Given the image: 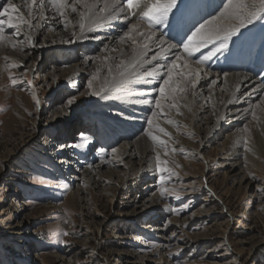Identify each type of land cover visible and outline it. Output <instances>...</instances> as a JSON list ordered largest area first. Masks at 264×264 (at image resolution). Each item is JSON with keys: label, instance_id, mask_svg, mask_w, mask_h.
<instances>
[{"label": "rangeland", "instance_id": "obj_1", "mask_svg": "<svg viewBox=\"0 0 264 264\" xmlns=\"http://www.w3.org/2000/svg\"><path fill=\"white\" fill-rule=\"evenodd\" d=\"M18 8L14 15H23ZM77 14L70 11L69 26L58 30L68 26L72 32L61 41L55 39L60 33L56 29L45 26L39 32L27 25L11 28L0 41V264H264V114L241 119L248 107L244 105L238 115L225 114L217 123L218 104L213 102L227 97L221 88L216 89L221 96L215 91L212 95V116L205 108L195 122L186 99L176 101L177 107L165 117L174 124L160 123L168 135L152 131L158 140L147 143L150 166L141 169L144 165L136 157L127 165L98 168L99 161L90 159L95 172L82 178L86 166L77 161L85 159H77L71 148L79 131L88 139L100 138L88 153L107 160H117L120 150L113 149L128 142L136 140L141 147L144 131L133 137L129 127L115 130L130 138L102 132L99 124L103 129L110 124L103 116H112L103 107L107 94L90 95L88 87L97 69L95 90L108 76V66L115 72V65L130 55L132 42L123 54L118 51L129 24L121 25L116 36L110 31L112 42L82 38L75 26ZM256 23L264 26V20ZM20 31L25 37H17ZM30 32L32 50L27 43ZM62 47H72L69 60L58 56ZM106 56L111 59L105 63ZM221 57L211 60V68L223 66ZM227 73L237 72H217ZM211 80L196 87V107L211 96ZM158 88L156 84L149 89L152 104ZM70 96L76 100L69 110L61 101ZM64 150L72 159L61 156ZM233 151L238 156L231 160ZM157 156L164 172L157 171ZM96 173L99 178L93 184L88 179ZM165 227L166 242L159 239Z\"/></svg>", "mask_w": 264, "mask_h": 264}, {"label": "bare ground", "instance_id": "obj_2", "mask_svg": "<svg viewBox=\"0 0 264 264\" xmlns=\"http://www.w3.org/2000/svg\"><path fill=\"white\" fill-rule=\"evenodd\" d=\"M187 1L188 0H177V5L172 10V12L169 13V16H168L166 23L158 24V25H156L155 29L152 30V31H154L155 35L153 36V42L150 45L151 50L148 51L145 59H147L148 56L150 58L153 54H155L157 51H159V47H157V45H159L161 42H164L165 47H167L168 44H171L168 41H166L167 29L170 25V17H172L173 14H176ZM201 1L205 2L206 0H201ZM220 1L222 2L223 0H218V2H217L218 6L221 5ZM45 2H46V0H45ZM69 2H72V0H69ZM90 2H91V0H90ZM152 2H154V0H143L141 7L133 10V12L136 15V17H134L133 19H130L126 10L123 9V11H121L119 14L118 19L103 21L102 24L96 26L91 31L86 32L84 34L85 37H87V38L88 37H96L98 40L110 39L112 42V40L114 39V36H116L115 34L117 33V30L121 27V25L129 24V26H130L131 24L136 23L138 16H139L140 12L144 10L145 5L150 4ZM246 2H250V0H246ZM16 4H17L16 5L17 8L18 7L23 8L22 10L25 11V12H23V15H25V18H27V7L25 4V0L17 1ZM78 6L80 7V5H78ZM98 6H103V0H98ZM216 8H218V7H216ZM18 9L20 10V8H18ZM223 9L224 8H222V11H223ZM81 10H83V9H81ZM0 11H3V8L0 9ZM44 14H45V18H46L45 20L46 21H44V20L39 21L38 20L39 16H36V19H35L42 25L41 27L37 28V31H39V32L40 31L42 32L43 27L46 26V27H49L50 29H56L55 31H57V33H59L60 31H58V30H60L62 25H64L65 23L68 24L67 22H69V19L71 16L70 15V9H69L68 15H67V22H66L65 19L57 16L55 14V12L51 9L50 6H46ZM219 14H217V16H219ZM5 17H0V19L5 18ZM6 19H7V17H6ZM75 20H77L75 23V26H78V21H79V15L78 14H77V16H75ZM192 21H193V19L190 20V22H192ZM15 22H17V21H15ZM33 22H34V20L32 21V23ZM256 22L254 21L253 25L251 27L248 25L247 27L242 28L240 30V32L237 33L236 36H234L231 40H229L228 48L229 47H232V48L229 49V51L226 54L221 53V54H223L222 55V61L224 62V60H226L228 62L227 65L225 64V69H222L223 71L224 70H232L231 68H234V67L237 69H242L241 62L238 63V60L235 57L236 56H237V58H241L242 56L244 57L245 54H249L252 49L249 48V47H251V45H250V46H248V51L245 50V52H244V51L238 49V51L235 52L236 46L239 43L247 44V45L252 44L253 50H256L257 46H260L261 47V56L263 57V61H261V63L263 62V65H264V26L258 25V23H256ZM68 26H69V24H68ZM68 26L66 27L67 29L65 28L63 31H61L58 34L59 36H57V38H55V39H58L57 41H61L59 39L63 40L64 39L63 37H68L71 35L72 32H71V30H69L70 27H68ZM20 28H22V27H20ZM146 28H147L146 24L141 23L139 25L137 31L143 32V33H145V35H147L150 30H147ZM10 29L11 28H8L7 25H5V32L9 31ZM110 31H111V33L114 32V34H113L114 36L112 34H110ZM77 32L79 33V35H81L80 29H78ZM29 35H31V37H32L34 35V33L30 32ZM134 35H135V33H134ZM4 36H5V34H4ZM19 36L25 37V32H24V34L21 31L18 32L17 37H19ZM104 37H106V38H104ZM137 40L139 42H142L143 38L137 37ZM130 42L131 41L129 40L126 43L121 44L119 41V47L120 48L118 49V51H121V50L124 51V48H126V46H128L130 44ZM62 45L64 46V44H62ZM132 47H133V45H132ZM208 47L212 48L213 45L209 44ZM29 49L30 50L34 49L33 44H29ZM259 49H258L257 53L259 52ZM71 52H72V47L70 49L68 47H62L61 49H58L57 54L59 53L58 56H61V57L65 58L66 60L67 59L69 60L71 58L70 57V54H72ZM204 52H206L205 48H202L200 50V52L195 53V55L189 59H191V60L194 58L197 59L198 54L204 53ZM175 53H183L182 45L179 48L175 47L174 49H172V51L167 56L161 57V61L167 62L169 59H174ZM132 56H133V53L131 51L130 55L127 56L126 61L130 60L132 58ZM24 58L26 59V57H24ZM14 61L16 62V65H19L20 67L23 66V62L20 61L18 58H16V59L14 58ZM193 61H195V60H193ZM153 63H156V62H153ZM178 63L180 64V68H178L177 71H180L183 69V64L185 63V60L182 58V60ZM187 63L189 65L190 69H195L197 67L188 61H187ZM261 66H262V64H260V67ZM145 67H149V66L145 65ZM73 68H71V69H73ZM202 68H201V76L203 78L199 81V83L197 84V87L204 86V84L207 83L208 80L212 79L209 83L210 88H211V90H209L211 96L205 102H203L204 99L201 100V104L198 107H196L195 101H196V98L198 97V95H196V94L194 95V91L196 90V88L193 89V88H191L190 85H188L186 87V91L177 92L174 94L175 103H176V101L177 102L179 101L181 96H183V98L186 99L185 101H186L187 105H189V107L187 106L188 108L186 110L188 113H190L189 118L191 120H193L194 122L197 120H200L199 114L203 113L205 108H210V113H211L210 116H212V113L214 111L212 109V104H210V103L215 101L214 98L212 97V95H213L214 91L217 92V90H216L217 88H221V92L227 94V97L223 101H220L221 98H218L217 101L213 102L214 104H218V107H217L218 109L215 113V118H216L215 120L217 123L221 121V119L224 117L225 114L238 115L239 112L241 111L240 108L244 105H247L248 107L243 109L242 113L240 114L239 117L241 119L248 117L250 114L253 113V111H255L257 114H258V112H263V114H264V110H263L264 109V103H262V101H264V69H262V68L259 69V67H257V66L254 68L252 66L251 69H249L248 71L243 72V73L237 72V73H227V75H225V74L220 75V74H217V72H219L220 70L216 72L214 68H210V62L209 63L207 62L206 65H204ZM219 68H223V66L219 67ZM63 73H65L64 70H63ZM78 74L79 73H77L75 71V75L77 76ZM161 74L164 75V73H162L160 71V74H159V76H161L160 78H147V77L141 76L139 78V80L129 81L124 86L126 89L125 91L110 90L109 93H106L107 95H105L106 97L104 98V100L105 99L106 100L104 101L103 107L106 108L108 111H110L112 113L111 114L112 116H109L107 114H105L106 116H103V118L106 119L108 122H110V124L107 123L106 124L107 127H105L104 129H103L102 125L99 124V126H101V129H102L101 131L102 132L107 131L106 134L117 135V132H115V130L116 129H117V131L122 130V126L129 127L130 133L132 131H135L132 134V136L135 135L138 131H141V132L144 131L143 136H142L143 137L142 138L143 145L141 147L137 146L136 140H134L135 142H133V141L131 143L128 142L127 147L125 145H121L117 149V150H120V154L116 155L117 160H112V159L107 160L105 158H102L101 157L102 155L98 156L96 154H93V157H90L91 155H90V153H88V150L90 149V147L93 145L94 142L98 143L100 141V138H99V141L98 140L97 141L92 140V138L88 139V137L85 134L86 132H84L83 130L80 132L78 130L79 134L76 135L75 137H73V139H75V141H73V142H75L74 145L76 143L80 142L82 136L85 139H88L87 142L85 143V146L82 148H75V147H73V145L71 147V148H73V152H74V154H76L77 159L81 158V159L86 160V161L85 160H82V161L79 160L80 162L77 161V163H79V165L86 166V170L82 174L83 179L88 177L91 173L95 172L92 169L93 167H90V164H92V162L90 163V161H89L90 159H91V161L92 160L93 161H95V160L99 161L98 168L99 167H105L107 165L108 166L116 165L115 163H118V164L123 163L124 165H127V164H129L130 160H132L136 157H139L141 164L144 165V167H141V169H144V168L150 166L149 165V155H150L149 149L150 148H149V146H147V143H148V145L153 144L154 141L149 139L148 136L146 135V131L149 129V125L147 123V120L149 118H152L153 111L160 113V115L158 117L153 118L152 131H157V127L160 128L162 126V125H160L161 122L172 121V119L170 117H169L170 119H168V118L166 119L165 117H167V114L170 113L173 109V108L168 107V105L173 103V100L170 99V100L162 101V103L164 104V107L161 110V109H155V107L153 105L154 103L152 104V99H150V94L153 93V91H150L149 89L153 88L154 85H156V84L160 85L162 83L161 78L163 75H161ZM178 79H179V77H174L173 82H175ZM146 80H150V82H147V83L144 82ZM212 81H215L216 83L212 84ZM155 92H157V90ZM188 92H189V94H187ZM129 93H131V95ZM217 94L220 95V93H218V92H217ZM238 94L242 95L243 98L241 100L237 97ZM192 95L194 97L190 100L189 97H191ZM215 99H217V98L215 97ZM257 99L260 100L259 104L254 103V101ZM142 100H144V101H142ZM194 106L196 107L195 109H193ZM145 108L149 109L147 111V113L143 112ZM135 110H136V112H134ZM132 115H133V117H132ZM90 116H92L91 118H93L95 120L98 119V115L96 116L94 114H90ZM128 116L130 118H128ZM260 116H261V114H260ZM163 117L165 119H163ZM255 118H256V116H255ZM257 119H260V117H257ZM167 124H174V123H167ZM135 127H138L139 130H137V128H135ZM118 128H119V130H118ZM121 136H123L125 138H130L131 135H129L127 133L124 136V134L121 133V134L117 135V138H120ZM59 144H62V142ZM53 145H54V143H53ZM64 152H66V150L63 151V154L61 156H64L66 159H69V160L72 159L71 158L72 153H70L69 151H67V153H64ZM236 156H238V152L236 151L234 153V151H233L231 153V156H230L231 160L234 159ZM124 160H127V163H124ZM81 166H79V167H81ZM236 166H235V169L237 168ZM232 167H234V164L232 165ZM98 178H99L98 173H96V175L94 174L92 176V178H90L88 180L92 181L93 184L94 183L96 184V181H98ZM156 229H158V228H156ZM161 229H160V231H162V232L160 233L161 235H160L159 239H161V241L166 242L167 240H169V235H168V231H167L168 228L166 229V227H165V229H163V228H161Z\"/></svg>", "mask_w": 264, "mask_h": 264}, {"label": "snow or ice", "instance_id": "obj_3", "mask_svg": "<svg viewBox=\"0 0 264 264\" xmlns=\"http://www.w3.org/2000/svg\"><path fill=\"white\" fill-rule=\"evenodd\" d=\"M143 0H125L121 7V0H103V6H98V0H25L27 7V18L22 14L14 16V13L20 10L13 3V0H7L3 2L0 0V6L3 11H0V17H7L6 20L0 19V41L5 36V25L8 28L19 29L21 25H27L29 29L39 28L42 25L37 22L33 25L32 21L36 19L37 11L39 13V21L45 19L44 11L46 6H50L57 16L65 19L67 22L68 10L71 13L79 12L78 26L80 29L81 37H85V33L91 31L96 26L102 24L105 20H115L119 18V14L123 9H127L128 12H133L134 9L141 7ZM77 5L83 10H78ZM177 0H154L150 4H146L143 11L140 12L137 22L131 24L127 31L120 37V43L124 44L127 41L132 42V53L133 56L130 60L121 59L118 64L115 65V72L111 65L108 66V76L105 77L102 85L98 90L93 89L92 81L96 80L99 75V69L92 75V79L89 81L88 87L90 89V95L101 96L104 93H109L110 90L125 91V85L132 80H139L141 76L147 78H159L161 69H164V75L162 77V83L159 85L158 97H153L155 109H163L164 104L162 101L173 100V103L168 105L169 108L177 107L174 101V94L177 92L186 91L188 85L195 89L199 81L203 78L201 76V68L206 65L213 57L217 54L223 53L228 49V42L242 28L253 24L254 21L264 20V0H228L224 5L223 11L220 12L219 16H213L211 20H206L196 27L194 31L187 36V39L183 41V53H175L174 59H170L167 62H162L161 57L167 56L172 49L176 47L174 44H168L164 46V42H161L157 47L159 51L153 54L150 58L145 59L148 51L151 50L150 45L153 42V36L155 35L153 29L156 25L166 23L169 13L176 7ZM15 21H19L16 23ZM145 23L147 28L150 30L147 35L143 32L137 31L139 25ZM135 33V35H134ZM17 34V33H14ZM75 35V33H73ZM137 37H142V42L137 40ZM31 35L27 36V43L32 44ZM209 44L213 47L201 56V58L192 61L197 67L190 69L187 63L188 59L193 57L195 53L200 52L202 48H207ZM16 45L13 44L12 47ZM107 48V46H105ZM115 51V49H113ZM121 54H123L121 50ZM183 59V69L177 71L180 68V62ZM111 57H104L105 63L110 60ZM156 62V63H153ZM148 65L149 67H145ZM16 65H10L15 67ZM227 75V74H225ZM174 77H179L178 80L174 81ZM144 82H150L146 80ZM13 83H15L13 81ZM212 81V84H215ZM131 95V93H129ZM76 100L75 96L66 98L65 101H61L64 107L69 108ZM37 103H39L37 101ZM264 103V101H262ZM160 115L156 111H153L152 118L147 120L149 129L146 131V135L152 141H157L158 138L152 134L153 118ZM253 117L255 118L256 113L253 111ZM167 123H174L173 121H166ZM246 130V129H245ZM157 131L168 135L163 128H158ZM86 139L82 136L80 142L73 145L75 148H82L85 146ZM159 143L163 144V141ZM246 143V141H245ZM63 147V146H62ZM117 149H113V153L117 152ZM157 171L164 172L166 169L160 167L159 156H157ZM163 181V176H161ZM68 235V233H64Z\"/></svg>", "mask_w": 264, "mask_h": 264}]
</instances>
